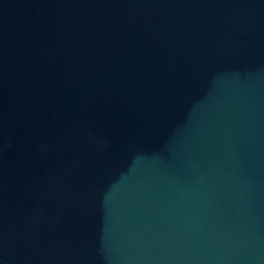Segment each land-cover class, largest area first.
Returning <instances> with one entry per match:
<instances>
[{"label": "water", "instance_id": "obj_1", "mask_svg": "<svg viewBox=\"0 0 264 264\" xmlns=\"http://www.w3.org/2000/svg\"><path fill=\"white\" fill-rule=\"evenodd\" d=\"M0 264H264V0H0Z\"/></svg>", "mask_w": 264, "mask_h": 264}]
</instances>
